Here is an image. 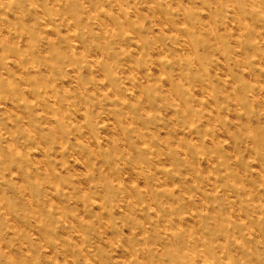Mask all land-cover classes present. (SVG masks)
<instances>
[{
    "label": "rangeland",
    "instance_id": "rangeland-1",
    "mask_svg": "<svg viewBox=\"0 0 264 264\" xmlns=\"http://www.w3.org/2000/svg\"><path fill=\"white\" fill-rule=\"evenodd\" d=\"M0 264H264V0H0Z\"/></svg>",
    "mask_w": 264,
    "mask_h": 264
}]
</instances>
